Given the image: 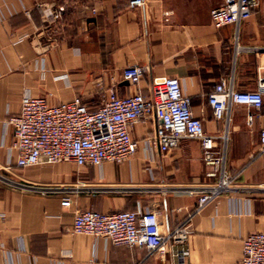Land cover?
<instances>
[{"label": "crops", "instance_id": "obj_1", "mask_svg": "<svg viewBox=\"0 0 264 264\" xmlns=\"http://www.w3.org/2000/svg\"><path fill=\"white\" fill-rule=\"evenodd\" d=\"M223 1L144 0L130 8L129 0H0V174L62 188L42 196L0 185V264H177L181 250L188 252L186 264H240L245 237L264 230V99L247 126L245 106H232L217 121L207 97L221 80L246 92L264 77V0H256L237 25L216 28L209 12ZM131 65L144 69L136 86L122 78ZM163 78L178 79L193 115L212 147L224 150L225 168L235 176L231 189L199 212L198 197L186 192L218 179L208 176L213 168L201 160L202 142L183 139L161 153L148 139L156 127L151 118L130 127L137 149L122 164L16 167L7 120L18 113L22 96L51 104L80 97L96 109L110 91L146 95ZM138 209L155 213L162 234L187 227L186 242L159 255L72 233L79 211Z\"/></svg>", "mask_w": 264, "mask_h": 264}, {"label": "built area", "instance_id": "obj_2", "mask_svg": "<svg viewBox=\"0 0 264 264\" xmlns=\"http://www.w3.org/2000/svg\"><path fill=\"white\" fill-rule=\"evenodd\" d=\"M144 0H129L130 8L143 6ZM256 0H224L212 8L210 19L216 28L237 25L245 20ZM59 12L54 17H59ZM235 51L240 49L237 37ZM144 69L137 65L127 66L122 78L131 86L142 79ZM264 99V77H260L253 91H235L225 80L217 83L207 101L215 120L228 117L232 106H245L247 126H251L255 112L261 110ZM254 111V112H253ZM155 119L156 127L148 137L161 153L176 149L183 139L202 142L201 160L213 168L208 176H217L216 183L192 187L186 195L198 197L195 213L221 193L231 189L235 178L225 168L224 150L214 149L211 138L203 128L202 121L191 110L190 99L182 93L176 78H163L153 82L148 94L134 91L119 96L110 91L103 103L90 109L80 97L70 101L51 104L45 97L24 95L17 114L7 120L13 136V147L17 151L16 167L25 169L37 165L70 163L77 167H99L105 162L122 164L136 151V142L130 127L142 119ZM228 122V119H227ZM226 139V134L224 135ZM264 157V126L259 133ZM0 185L13 190H22L42 196L54 194L62 188L37 185L12 180L0 174ZM68 206V201H63ZM72 233L103 239L115 246L143 247L148 253L162 255L170 244H183L189 235L187 227L173 229L162 234L157 217L151 210L95 212L84 210L73 217ZM188 252L181 250L177 264H186ZM240 264H264V230L250 233L243 240Z\"/></svg>", "mask_w": 264, "mask_h": 264}]
</instances>
